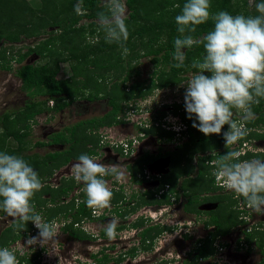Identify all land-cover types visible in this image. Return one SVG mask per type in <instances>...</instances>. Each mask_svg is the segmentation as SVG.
Segmentation results:
<instances>
[{"label": "trees", "instance_id": "1", "mask_svg": "<svg viewBox=\"0 0 264 264\" xmlns=\"http://www.w3.org/2000/svg\"><path fill=\"white\" fill-rule=\"evenodd\" d=\"M186 2L187 0H125V5L129 10L128 15H125L128 31V38L124 43V47L127 48L125 53L124 48L118 43H107L105 40V31L98 17V13L108 10V2L104 0H82L80 13L75 10L80 0H0V69L8 72L15 71V75L22 80V91H26L30 97L26 101V108L23 107L16 111L8 110L1 116L0 123L2 121L5 128L0 131V152L23 158L38 173L41 182H44L47 176L71 159L78 158L81 154L93 153L96 150L89 144L93 143L96 146L98 138L90 131L101 125L123 121L119 118V114L124 109L123 101L145 97L156 87L175 85L185 79L188 73L192 72V76L195 75L198 69L193 68L192 64L193 61H202L206 54L203 44L184 49L183 67L173 66L177 63L173 59L174 40L180 35L177 32L175 17L181 14ZM260 2L264 0H255L253 5H250L248 0H210L209 20L196 26L194 33L186 32L185 35H192L194 39L202 40L214 28L211 16L220 11L246 17L259 15L256 4ZM87 19L89 20L86 21ZM28 40L31 41L22 44ZM34 54L39 56L36 62L24 63ZM143 56H150L153 64H156L157 68L154 71L156 78L147 86H144L145 82H135L129 91H126L127 82L140 74L137 64ZM66 63H69L72 74L69 77L60 78L62 65ZM204 74L211 76V73L207 71ZM108 78L112 79L111 86L106 83ZM87 89L89 93L86 94ZM185 92L186 88L183 89V93ZM40 96L54 98L57 108L69 106L70 103L82 97L87 101H94L100 96H107L113 109L105 115L82 119L71 126L63 127L50 135L47 140L38 142L40 146L52 147L56 144L59 147H54L55 150L48 151L45 155H29L25 153V150L28 147L27 137L31 134V125L35 123L36 116L47 109L44 102L39 99ZM184 106L176 104L174 109L175 113L178 111L181 113V120L186 129L171 131L156 126L144 129L147 133L157 134L162 142H175L176 149L163 151L161 147L158 153L147 151L129 168L136 181L141 183L144 179L138 174L143 173L146 164L156 161L159 157L169 156L171 158L169 172L162 180L164 183L171 184L169 191L176 196L174 201H178L184 195L187 199L183 205L185 212L203 213L204 211L200 210L199 206L204 201L216 199L218 204L216 208L207 211L210 216L205 220V224L215 225L218 232L228 231L243 222L241 218L239 219L240 212L235 205L238 199L233 198L234 193L219 186L213 169L217 168L216 161L221 156L228 151H236L238 148L231 150V145L225 147L223 132L227 131L228 125L222 128L221 134L205 136L198 128L193 127L194 121L199 123L195 120V115L193 114L189 119L186 109L181 111L180 108ZM252 111L255 116L247 122L254 128L264 125V98L260 99L259 104L252 105ZM31 121L34 122L31 123ZM80 126H83L85 131L82 130L79 138L80 144L77 149H74L72 143L66 142L67 138L63 131L69 129L72 139L78 138ZM254 135L264 136L255 132ZM181 141L183 142L180 143ZM201 152L208 154L198 156L197 163H195V155ZM254 156L256 155L240 154L239 159L244 161ZM263 156L258 154V158L264 159ZM194 171H196L195 174ZM180 177H183L182 182H180ZM67 181L58 189L44 185L30 201L34 209L40 206L38 213L48 214L49 219L60 214H63L65 218L73 215L77 203L74 200L65 203L66 201L61 199L68 197L74 187L73 181ZM217 190L219 194L202 197L204 192ZM112 191L113 203L124 198L121 187L119 193H115L114 189ZM46 193L52 194L51 200L43 199ZM84 198L86 200L85 194ZM170 198L171 196L167 193L163 194L161 199L152 195L144 198L140 204L168 203L171 202ZM85 200L81 202L82 207L75 217L89 213L90 208L85 206ZM46 202L55 205L50 208L46 207L48 208L46 210L45 207L42 208ZM138 209L137 204L127 210V213H133ZM149 221H146L145 217H140L132 224L136 227L140 225L146 227L141 232L144 237L142 239L143 249L152 248L155 238L165 230L171 229L163 224L148 225ZM31 227L32 222L29 221L26 229ZM123 227L125 226L121 225L116 229L121 230ZM66 229L72 235L85 237L83 232L76 231L70 224ZM12 230H14L13 227L5 230L3 234L5 236L0 240V248L21 236L20 233H12ZM244 232L248 243L255 239L257 232L261 233L262 240L264 238V230L253 229ZM257 237L260 238V235ZM147 239L151 242L146 245ZM257 242L262 248V258L258 264H264V242L261 243L260 240ZM208 248L209 245L203 244L199 248L197 259L206 253ZM136 249L132 247L127 254L136 255ZM186 264H195V261L188 260Z\"/></svg>", "mask_w": 264, "mask_h": 264}, {"label": "clouds", "instance_id": "2", "mask_svg": "<svg viewBox=\"0 0 264 264\" xmlns=\"http://www.w3.org/2000/svg\"><path fill=\"white\" fill-rule=\"evenodd\" d=\"M81 4L82 0L76 5L75 10L77 13L81 11ZM210 6V0H187L183 5L181 14L175 17L177 32L180 35L174 40L175 51L173 53V59L177 61V63L173 66L176 68L183 67L185 60L184 49L192 48L194 45L203 44L206 53L202 61H193L192 67L198 69V72L186 82L187 87H180L181 90L179 92L182 93V98L178 97L175 92H173L174 98L178 97L179 101L174 100L171 104H169V102L161 104L160 101L158 105L157 102L154 103L156 99L160 97L158 92L152 91L156 99L153 98L149 100L153 97L152 93L150 96L148 95L149 98L148 96L141 97L146 101V103L141 106V112H147L149 120L147 118L143 121H139V119L138 121L134 120L133 111L135 110L128 112L126 108L124 111V107L123 111L119 114V118H122L123 121L101 125L90 131V133L96 134L98 138L96 146L93 143L89 144L90 147H95L96 149L93 153L81 154L78 158L71 159L68 163L56 170H70L71 176L74 178L76 184L82 186L80 192L86 195V200L83 195L80 202L85 200V204L88 208L93 209L95 214H100L103 209L106 208L107 210L111 204H114L112 202V189L115 191L117 186L122 187L129 183L138 182L133 175L132 179L129 178L128 171L132 174L129 166L140 157V155L135 157L132 156L135 152L133 147L137 146L138 141L141 142L142 140L139 136L128 137L124 135V126H129L130 124L133 126L137 122L138 129L142 130L141 133L146 134L147 132L144 128L157 127L160 124L164 125L168 130L181 131L186 129L185 124L181 120V113L179 111L175 113V109L164 112L163 109L159 110L158 108H174L176 104L185 105L180 108L181 111L186 109L189 119L192 118L193 114L195 115V120L199 123L194 121L193 127L198 128L205 136L210 134H221L222 128L228 125L227 131L223 132L225 147L237 143L235 148L238 149L236 151H228L216 161L217 171L214 175L216 176L219 186L228 192L234 193L233 198L238 199L235 205L240 212L239 219L241 218L243 222L229 229L230 231L232 230L231 233H229V230V232H218L214 225L215 229L212 230V234L216 238V246L234 247L239 251V255H242V253H246L249 250L250 244L245 238H242V236L235 239L231 246H228V241H219L218 243L217 241L220 237L232 238L236 226L245 228L243 229V235L245 230H264L263 221L254 224L258 215H264V160L258 158V154L263 156L264 148L255 144L257 138L252 136L254 132L264 135V125L254 128L247 122L252 120L255 116V113L252 111V105L259 104L260 99L264 98V2L256 4V10L259 13V15L256 16L246 17L244 15H231L227 11H220L211 16L214 21V28L212 31H209L202 40L194 39L192 35H185L186 32L194 33L196 31V26L209 20ZM98 17L99 23L105 31L106 42L118 43L124 48V52L126 53L127 48L124 47V43L127 41L128 31L125 24V7L121 0H108L107 12L98 13ZM31 56H35L34 61H25L24 63H33L39 58V56L35 54ZM206 71L211 73V76L205 75L204 73ZM16 77L19 79L21 87L22 80L18 76ZM130 88L131 86H128L126 91H129ZM156 88L160 89L161 87ZM184 88H186L185 93H183ZM22 92L27 94L24 90ZM29 98L28 95L27 100H29ZM39 99L42 100L47 107L44 112L49 111L53 113L63 112L65 108H68L74 102H80L82 100L78 98V100L76 99V101L70 103L71 105L69 106L57 108V102L54 98L40 96ZM26 101L24 106L20 109L23 107L26 108ZM148 107L153 108L154 111H148ZM233 109L242 113V117L238 118L237 115L233 116ZM44 112L38 114L35 120L40 115L44 114ZM172 112L174 120H168ZM32 122L34 121H31V123ZM36 122L37 121H35V123ZM2 128L4 130L5 127L1 121L0 131ZM33 128L34 123L31 125V132ZM30 136L28 135L27 137L28 142L30 141ZM140 137L143 138L142 135ZM126 142L130 145L129 153H125L124 150V144ZM54 145L55 146L52 147H59L56 144ZM240 154H253L256 156L250 158L251 160L247 159L240 161ZM161 159L165 158L162 157ZM160 161L148 163L153 166L155 165V173H152V175L150 174V178L146 177L148 172L145 168L143 173H139L138 176L144 179V181L141 182L142 184L147 181V184L143 185L151 186L156 189L158 199H161V196L167 193L171 196V202H158L159 205L157 208H154L153 204H145L141 209V205H139V211L133 213V216L137 217L140 215L154 222L155 218H153L154 216L151 213L152 209L150 208H153V212L163 209L167 214L164 215V213L162 219L156 221L155 224H163L170 228H174V225H181L177 223L178 220L176 216L173 215V212L169 210V207H175L176 201L174 200L176 196L169 191L171 184L164 183L162 180L169 172L170 160L166 167L160 166ZM112 178L116 180L111 181L113 187L109 189L107 181ZM117 180H119L120 183ZM152 182L157 184V186H153ZM41 188L42 183L38 173L23 158L10 155L6 152H0V198H2V200H0V211H2L0 215H4L5 213L7 217L12 218L14 229L19 231L25 230L23 234L27 239H25L26 242L24 241L25 243L23 244L29 247V249L24 252L22 247L14 249H9L7 247L0 248V264H19L17 253L19 257H26L31 260L34 259L36 252L39 253L44 251L47 253L48 250L46 247L48 242L54 241L58 235L55 227L56 220L62 221L65 230H67L66 228L69 224L72 225L70 218H65L63 214L52 217V219H49L48 216L42 219L41 215L35 211L30 201L34 194L40 191ZM70 193H72V191ZM74 196L73 200L76 202ZM241 204L245 206V209H240ZM242 216L247 217L244 218ZM173 219L176 222L173 221ZM29 221L32 222V227L26 229V225ZM185 225L186 224H184V226ZM245 225L247 226L245 227ZM249 225H251V227H248ZM115 229L116 221L113 219L109 221L105 229L106 235L109 238H114ZM168 231L170 230L168 229ZM259 235L260 238L257 237ZM204 237L205 238H201V246L207 243V237ZM20 239L21 238H19L18 241ZM258 240H260L261 243L264 242V238L262 240L261 234L256 235L255 241L257 242ZM139 241L140 240L137 239L135 243L137 244ZM140 247H136V251L142 250ZM214 249L215 251L212 252H217L216 250L218 249ZM260 249L262 250L261 247ZM125 254L129 255L127 254V250ZM136 255L138 254L136 253ZM198 255L196 256L195 264L202 258L200 256V258L197 259ZM129 256L130 258L132 257L131 255ZM94 258L96 259L95 256ZM185 258L186 261H188L189 255ZM247 259L248 257L244 259L239 258L236 263L252 264L246 262ZM103 260L105 261V258L97 259L96 262L102 264ZM216 264H219V261H217ZM221 264L227 263L223 262Z\"/></svg>", "mask_w": 264, "mask_h": 264}, {"label": "rangeland", "instance_id": "3", "mask_svg": "<svg viewBox=\"0 0 264 264\" xmlns=\"http://www.w3.org/2000/svg\"><path fill=\"white\" fill-rule=\"evenodd\" d=\"M104 1L108 2V0H104ZM248 1L250 5H253L255 2V0H248ZM121 2L123 3L125 7V15L127 16L129 13V10H128V7L125 5V0H121ZM29 41L31 40L23 42L22 44L29 43ZM34 58L35 56H31L26 60V62L34 61ZM146 60L147 58H143L139 60V64L137 65L140 70V74L139 76H135L132 79H130L127 82L128 83L127 86H131L132 84L138 81L145 82L144 86H147L151 80H155L156 76L154 75V72H153V63L152 61L149 62ZM62 66H63V69L59 77L64 78V77L70 76L72 74V70L69 67V63L63 64ZM14 72L13 71L8 72L7 70L0 69V118L4 114V112L7 110L16 111L20 109L22 106H24L25 101L28 99V95L22 92L19 79L16 77ZM190 75L192 74H189L187 77H185V79H182L180 82H178L174 86L168 85V86L161 87L160 89L154 88L153 91L158 92L160 94L159 95L160 97L156 99L153 96L154 92L153 93L151 92L153 97H151V99L149 100H152L153 98H155L156 101L154 103L157 102V104L159 105L160 101H161V104H163L164 102H169V104H171L174 102V100H178V97L182 98L183 95L182 93L179 92L181 90L180 87L182 86L187 87L186 82L189 79H191L189 77ZM106 83L107 85L111 86L113 84L112 79L108 78ZM173 92H175V94L178 96L177 98H174ZM87 93H89L88 89L86 90V94ZM151 93H149L148 95L150 96ZM83 98L84 97L79 98V99H82L80 103L79 101H77L78 103L74 102L71 106H69L68 108H65V111L63 112L60 111L57 113H53V112L46 111L44 112V114L40 115L36 119L37 122L34 123V128H33V131L31 132L32 135L31 134H30L31 136L29 135L30 141L28 142V147L25 153L30 154V155L31 154H41L42 155L46 153L47 151L55 150L56 148L50 147L48 145L40 146L38 142L47 140L48 137L52 135L54 132L59 131L63 127L71 126L78 119L99 116L101 113L104 112L103 110H105L107 103L109 102V97L107 96H100L94 99V101L91 100L90 102L83 100ZM164 99H167V100H164ZM145 103L146 101L144 100V98H141V97H135L128 101L125 100L123 101V106L125 107L124 111L126 110V108L128 112H130L131 110H135L133 111L134 120L138 121L139 119V121H143L145 118L148 119V116H149L147 112L145 111H143V113L141 112V108H142L141 106L142 104H145ZM99 107H101L102 109L97 110V108ZM158 109L159 110L163 109L164 112H166V111H171L174 108L173 107H166V108L159 107ZM83 110L84 111L88 110L87 112L88 114H85L86 117L83 114L80 116L81 114L80 112ZM150 110L154 111L153 108L148 107V111ZM232 111H233V116L237 115L238 118L242 117V113H239L236 109H233ZM172 114L173 112L169 115L168 120H174V116ZM126 116H127V113H126ZM157 127L165 128V126L162 124H160ZM79 128H80L79 130L80 135L78 136V138H73V139L71 135V130L67 129L66 131H63L64 136H66L65 138H67L66 142L69 144L72 143V145H74V149H77V147L80 144L79 138L81 137L82 130L85 131L83 126H80ZM149 128H144V129H149ZM123 129L125 132L124 135L128 137L139 136V138L142 140L140 144H137V146L133 147L135 151L134 153L137 154V156L142 155V152L147 151V150H149L150 152L156 153L159 148V143L163 144V142L160 140V138H158L157 134H155L154 132H150L147 134L141 133L142 130L138 129L137 122L133 126L131 124L129 126H124ZM63 134H61V136ZM141 135L143 136V138L140 137ZM252 136L256 137L254 135ZM256 138H257V141L255 142V144H257L261 148H264V137H256ZM172 144L175 145L176 143L172 142ZM236 145L237 143L234 145H231L230 149L235 150L234 148ZM166 148L168 149L169 146ZM171 148L173 147L170 146V149ZM205 154H208V153H205ZM202 155L204 154L198 153L196 156H202ZM161 158L162 157H159L156 161L162 160L159 163L160 166L166 167L169 162L168 157L167 156L164 157L165 159H161ZM260 159L264 160L263 158H260ZM248 160H251V159H248ZM194 162L195 163L197 162V158H195ZM216 171H217V168H214L213 173H216ZM195 173L196 171H194V174ZM112 180H116V179L112 178L111 180L107 181V186L109 187V189L113 187L112 182H111ZM117 181L120 183L119 180ZM182 181H183V177H180V182ZM143 184H147V181H145ZM211 192L213 193L215 192L214 194H216L218 190L210 191L204 194H211ZM179 200L176 201L175 207L173 208L169 207V210L173 212L174 216H176V219L178 220L177 223H180L181 225H178V226L174 225L173 226L174 229L172 231L164 232V234L162 233L158 237L153 248H146V249L144 248L143 250L136 251L138 255L132 256L130 258L129 255L125 254L126 248H131L130 246L134 244V240L136 239L134 237L135 236L134 232H136L137 229H123L122 231H119V237L118 238L114 237L113 239L114 240L113 248L110 250L109 249L110 247H109L107 250L104 249L102 251L104 247H107L106 246L107 244H105V241L107 239L105 238L104 240L99 239V238L94 239L96 241L82 239L81 241H78L77 243H75L74 238L71 236V233L68 230L64 229L65 227L62 221L55 219L57 221L55 223V227L58 232V235L56 236V239L54 241L48 242V245L46 247L48 251H47V254L44 255L43 260L46 261L45 264H47V262L48 264H98L96 262L97 259L103 258L105 252L106 253L108 252V253H111L110 255L111 257L108 259V261L105 262V264H149L151 262L156 263V260H162V259H164V261L169 259V261H167L169 263H170V260H172L173 263L171 264H180L177 261V259L182 260V258L180 257H184V255L185 257L189 255V258L187 260H189L190 262L192 260L195 261L196 256L199 254L198 249L201 246L199 239L203 238L204 236H207L208 238L207 243L209 245V248L207 251L208 255L207 257L200 258L197 264H214V263L216 264L217 261H219V264L223 262L227 264H237L236 262L239 258L244 259L247 257L248 259L246 260V262L248 263L258 264L260 262L262 258V253L259 247V243L257 244L255 239L250 242L249 250L246 253H242V255H239V251H237L234 247H231V248L226 247L224 248V251H223L219 246H216L215 236L212 233L210 234L208 233L209 231H211L210 228L205 227L204 222L206 219L209 218V215L207 213L201 214V215L196 214V213H187L183 209V205L184 203L187 202V199L182 195L181 199ZM209 202L210 203L204 204L205 207L203 206L202 209L215 208L216 205L218 204V201L216 199H212ZM150 209H152L151 213L154 216L153 218H155L154 222L162 219V215L164 213H165L164 215L167 214V212L163 211V209L159 211H154V212H153V208H150ZM39 214L41 215L42 219L46 218V213L43 212ZM113 219L116 222L120 221V218L116 217L115 215H112L111 220ZM123 221L127 223L131 222L132 215H128V218L123 219ZM173 221L175 220L173 219ZM259 221L264 222V215H258L257 219L254 221V224L261 223ZM12 223H13L12 218L7 217L6 215H0V230L4 229L7 226H10ZM184 224H186V226H184ZM248 227H251V225H249ZM243 229L245 228L236 226V229H234V232H233L234 234L232 235V244L235 241V239H237L240 236H242V238H245V235H243ZM71 230L73 229L71 228ZM84 231L86 233H89L88 232L89 228L84 229ZM186 233L190 235V238L185 237ZM257 234H261V233L257 232ZM25 239H27V237H22L18 242H14L17 248L22 247L23 252L29 249V247L23 244L26 242ZM219 241L224 242L225 238L220 237L217 243ZM12 245L13 243H11L10 247ZM214 248H217L218 250H216L217 252L213 253L212 251H215ZM94 256L96 257V259L94 258ZM230 259H233V260H230ZM35 263H36V260L33 261V264ZM42 263L39 262V264H42Z\"/></svg>", "mask_w": 264, "mask_h": 264}, {"label": "flooded vegetation", "instance_id": "4", "mask_svg": "<svg viewBox=\"0 0 264 264\" xmlns=\"http://www.w3.org/2000/svg\"><path fill=\"white\" fill-rule=\"evenodd\" d=\"M143 58H147L146 61H149V62L152 61V58L150 56H148V57L143 56V57L140 58V60L143 59ZM156 68H157L156 64H153V72L155 71ZM189 74H192V72L191 73H188L187 75H189ZM154 75L156 76V74H154ZM189 77L191 78L192 75H190ZM151 82H152V80L150 81V83L148 85H150ZM172 86H174V84ZM83 100L87 101L86 99H83ZM88 102H90V101H88ZM101 109H102L101 107L97 108V110H101ZM112 109H113V105L110 102H108L105 110H103L104 112L101 113L99 116H102V115H105L106 113H109ZM87 112H88V110L87 111H84V110L81 111L80 112L81 113L80 116L82 114L83 115L88 114ZM99 116H93V117H99ZM85 117H86V115H85ZM82 119H84V118L78 119V121L79 120H82ZM180 143H182V141ZM167 145L169 146L168 149L166 148V147H168ZM173 145L174 144H172V142L171 143L170 142L169 143L163 142V144H160L159 143V148H158V150H157L156 153H158L160 151V148L161 147L163 148V151L171 150V149L172 150L173 149H176V145L177 144H175L174 146ZM170 146H172L173 148L170 149ZM147 151H149V150H147ZM147 151H143L142 154H144ZM201 153H203V152H201ZM203 154L206 155L205 153H203ZM204 155H202V156H204ZM195 158H197V160H198V156L195 155ZM169 160H171V158H169ZM67 180L73 181L74 182V187L72 189V193H70L68 195V197H62L61 199H63L64 201H66L65 203H70V202L73 201V196L76 194L74 196V199L76 200L77 204H76V206H75V208L73 210V215H70L68 218H70L71 224H72L73 228L76 231H81V232H84L85 233V237L84 238H80L78 236H75V235H72L71 234V236L74 238V242L75 243H77L78 241H81L82 239L96 241L94 239L99 238V239L104 240V238H105V239H107L105 241V244H107L106 245L107 247H104L102 249V251L104 249L107 250L109 247H110L109 249L111 250L113 248V241H114L113 239L114 238H109L106 235L105 229H106L109 221H111L112 215H115L116 217H119L120 218V221L119 222H116V227L121 226V225H124L125 227H123V229H137L136 232H134L135 233V236L134 237L136 239L134 240V244L131 245L130 247L132 248L134 246H136V247H140L141 246L140 248L143 250V243H142L143 240L142 239L144 237H142L141 232H143L142 230H144L146 227L145 226H142V225L137 226V227L132 225L133 222H136V220L138 218L143 217V216H140V215L137 216V217L136 216H133V213L138 212L139 209L137 211L133 212V213H127V210H130L132 206H135L137 204L138 205H141L140 208H142V206H144L145 204H140V203L143 201L144 198H148V197H150L152 195L153 196H156L158 198V196L156 194V189L154 187L146 186V185H143L142 183H138V182L129 183L128 185H124V186L121 187V190H122L121 192H122V195L124 196V198L120 199L118 202H115L114 204H111L110 207L107 208V210L105 208V209L102 210V212H100V214H95L94 213V210L93 209H90V211H89L88 214H82V215L80 214L78 216V218H77V217H75V215L79 213V211H80V209L82 207V203L80 202L81 201L80 199H82V196L84 195V193L80 192L82 190V186L76 184L74 178L71 176L70 170H68V169L67 170H56L52 174H50L49 176H47L46 180H44V182H41V183H42V187L44 185H47V186H50L52 189H58L64 182H68ZM119 189H120V186H118L115 189V193H119ZM204 193H207V192H204ZM204 193H202V197H206V196L209 197V196L215 195L214 194L215 192L214 193L211 192V194H204ZM217 193H219V191ZM46 198L51 200L52 199V194L51 193L44 194L43 195V199H46ZM209 201H211V200H209ZM209 201H204L199 206V209L204 211L203 213H196V212H190V213H196V214H200L201 215V214L207 213V211H209V210L214 209V208H210V209L204 208V209H202V207L204 206V204L210 203ZM53 205H55V204H52L51 202H46V204L42 205V208H44V207L45 208L46 207L50 208ZM158 205H159L158 202L155 203V204H153L154 208H157ZM48 208H46V210ZM35 211L38 213V211H40V206L37 209L35 208ZM4 215H5V213H4ZM128 215H132V221L129 222V223L123 221V219H127L128 218ZM46 216H48V214H46ZM149 220H150L149 218H146V221H149ZM151 224H155V222L149 221L148 222V225H151ZM204 224H205V222H204ZM246 226L247 225H245V227ZM10 227H13V223L10 226H7L4 229L0 230V240H2L3 237L5 236V235H3L5 233V230H7ZM205 227L206 228H210L211 231L208 232L209 234L212 233V230L215 229L214 228V225L207 226L205 224ZM88 228H89V231H88L89 233H86L85 231H83L84 229H88ZM123 229H121V230L115 229V236L114 237L115 238H118L119 237V231H122ZM173 229L174 228H171L169 230L171 231ZM12 231H13L12 233H15V234L20 233L21 236L18 237L16 240L10 241L9 244L4 245L2 248H5V247H7L9 249L17 248V246L15 245L14 242H18V239L19 238L24 237L23 232L25 230L19 231V230L14 229ZM166 231H168V230H165L164 232H166ZM164 232H163V234H164ZM158 237L159 236H157L155 238V241L153 242L152 248L154 247V245H155ZM185 237L186 238H190V235L186 233L185 234ZM203 238H205V237H203ZM137 239L140 240V241L136 244L135 242H136ZM200 241H201V238L199 239V242ZM225 241H228V246H231L232 245V238L231 237H225ZM150 242H151V240L150 239H147L146 245L149 244ZM11 243H13V245L10 247ZM139 244H140V246H139ZM206 244L208 245V243H206ZM131 248H126V250L128 251V249H131ZM207 251H208V249H207ZM207 251H206V253H204V254L201 255L202 258L203 257H207V255H208L207 254ZM45 254H47V253L44 252V251H41L39 253L36 252V254L34 255L35 256L34 259L31 260L29 258L27 259L26 257H19L18 256V253H17V259H18L19 264H33V261H35V260H36V263L35 264H39V262L40 263L44 262L42 264H45L46 261L43 260ZM110 255H111V253H108V252L106 253L105 252V254L103 256V258H105V261L104 260L102 261L103 264H105V262L108 261V259L111 257ZM180 258H182V260L177 259V261L180 264H186L185 263V261H186L185 255H184V257H180ZM99 259H101V258H99ZM167 261H169V259H167L166 261H164V259H162V260H156V263L155 262H151L149 264H154V263L155 264H161V263L162 264H171V263H173L172 260H170V263L167 262ZM47 264H48V262H47Z\"/></svg>", "mask_w": 264, "mask_h": 264}, {"label": "built area", "instance_id": "5", "mask_svg": "<svg viewBox=\"0 0 264 264\" xmlns=\"http://www.w3.org/2000/svg\"><path fill=\"white\" fill-rule=\"evenodd\" d=\"M137 142V141H136ZM137 144H140V142L138 141L137 142ZM124 150H125V153H129V151H130V145L128 144V142H126L125 144H124ZM133 157H135V156H137V154H133L132 155ZM155 165L153 166L152 164H147L146 165V167H145V170L148 172V174H147V178H150V174L152 175V173H155ZM158 170V169H157ZM163 171V170H162ZM128 173H129V178L130 179H132L133 178V176H132V174L128 171ZM152 185L153 186H157V184H154V183H152ZM168 186V185H167ZM118 187V186H117ZM116 187V188H117ZM161 193V192H160ZM240 209H245V206L243 205V204H241L240 205ZM242 217H244V218H246L247 216H242ZM220 248L224 251V248H226V246H220Z\"/></svg>", "mask_w": 264, "mask_h": 264}]
</instances>
